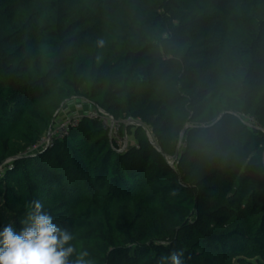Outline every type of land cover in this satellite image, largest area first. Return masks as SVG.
<instances>
[{
    "label": "trees",
    "instance_id": "1",
    "mask_svg": "<svg viewBox=\"0 0 264 264\" xmlns=\"http://www.w3.org/2000/svg\"><path fill=\"white\" fill-rule=\"evenodd\" d=\"M72 98L133 142L30 152ZM0 166V231L39 199L93 264H264V0H0Z\"/></svg>",
    "mask_w": 264,
    "mask_h": 264
},
{
    "label": "clouds",
    "instance_id": "2",
    "mask_svg": "<svg viewBox=\"0 0 264 264\" xmlns=\"http://www.w3.org/2000/svg\"><path fill=\"white\" fill-rule=\"evenodd\" d=\"M97 43L104 45L102 39ZM21 224L19 232L12 224L0 231V264H93L90 253L77 251L74 234L45 210L43 201L27 203ZM158 264H186L184 250L173 249Z\"/></svg>",
    "mask_w": 264,
    "mask_h": 264
},
{
    "label": "rangeland",
    "instance_id": "3",
    "mask_svg": "<svg viewBox=\"0 0 264 264\" xmlns=\"http://www.w3.org/2000/svg\"><path fill=\"white\" fill-rule=\"evenodd\" d=\"M94 112L93 104L87 102L86 100L79 98H72L70 100H66L63 102L57 112L54 129H60V125L66 121H72L75 118L82 117L84 113ZM107 124L112 127L111 134L113 139L118 141V144L121 147H125L129 143L133 142L132 137L126 135L125 137L121 135V123L120 121H116L111 119L108 120Z\"/></svg>",
    "mask_w": 264,
    "mask_h": 264
},
{
    "label": "built area",
    "instance_id": "4",
    "mask_svg": "<svg viewBox=\"0 0 264 264\" xmlns=\"http://www.w3.org/2000/svg\"><path fill=\"white\" fill-rule=\"evenodd\" d=\"M93 109H94V112L92 111L91 113H84V115H87L89 117H92V118H99L101 120H103V122L106 124V126L108 128H110V134H111V129L112 127H110L107 122L108 120L111 121V119L115 120L112 116H110L108 113H106L105 111H103L102 109L96 107L93 105ZM81 117H78V118H75L74 120L72 121H66L64 123H62L60 126V129H55L50 135L46 136L43 140L40 141V143L33 148L32 151L30 152H33L34 150L36 149H40L42 147H47L51 142H52V136L53 135H62L63 133H65L68 129H69V126L70 125H76L79 120H80ZM112 136V134H111ZM113 137V136H112ZM123 149L125 147H122ZM0 170H2V167L0 166Z\"/></svg>",
    "mask_w": 264,
    "mask_h": 264
},
{
    "label": "water",
    "instance_id": "5",
    "mask_svg": "<svg viewBox=\"0 0 264 264\" xmlns=\"http://www.w3.org/2000/svg\"><path fill=\"white\" fill-rule=\"evenodd\" d=\"M132 124H136V123H132ZM51 131H52V130H51ZM51 131L49 132V135L52 133ZM151 139H152V138H151ZM152 141H153V139H152ZM154 145H155L156 147H158V145H157L156 143H154ZM126 146H127V145H126ZM126 146H125V147H126ZM172 163H173V162H172Z\"/></svg>",
    "mask_w": 264,
    "mask_h": 264
}]
</instances>
